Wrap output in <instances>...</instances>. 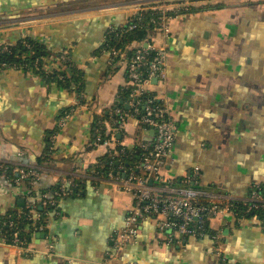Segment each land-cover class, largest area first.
I'll list each match as a JSON object with an SVG mask.
<instances>
[{
	"label": "crops",
	"instance_id": "1",
	"mask_svg": "<svg viewBox=\"0 0 264 264\" xmlns=\"http://www.w3.org/2000/svg\"><path fill=\"white\" fill-rule=\"evenodd\" d=\"M182 1L200 9L173 18L168 37L154 31L147 38L167 47V79L148 89L176 127L162 176L168 188L244 200L253 186L264 189V0ZM153 2L0 0V45L30 38L54 55L43 60L46 73L59 77L68 62L82 85L12 66L0 71V223L28 213L37 251L23 255L0 231V264H214L217 249L228 264H264L261 222L232 214L209 223L214 237L172 242L158 227L162 217L151 216L140 222L136 243L117 251L135 200L110 177L125 171L120 158L107 174L101 163L129 153L137 164L154 133L129 112L127 64H110L105 39ZM104 135L115 141L105 146ZM30 170L38 181L21 179Z\"/></svg>",
	"mask_w": 264,
	"mask_h": 264
},
{
	"label": "built area",
	"instance_id": "2",
	"mask_svg": "<svg viewBox=\"0 0 264 264\" xmlns=\"http://www.w3.org/2000/svg\"><path fill=\"white\" fill-rule=\"evenodd\" d=\"M189 6L182 0H154L152 4L144 6L145 8L133 15L120 31L124 32L126 28V32L137 29V24L133 18L141 12L149 10L158 14V17L153 20L156 25L155 32L168 37L170 22L173 19L169 13ZM112 32L114 31L108 32L106 39L110 37ZM3 50L11 52L6 45H4ZM106 52L109 55L111 65L117 66L121 62L127 64L128 83L133 87L127 103L129 112L132 116L137 117L141 125L154 133L152 141L141 143L142 154L135 167L125 170L122 174L110 173L111 179L116 181L119 189L131 193L135 200L133 208L127 214L125 228L115 237L117 251L120 252L127 245L136 243L140 222L151 216L162 217L157 222L158 227L169 234L170 242L180 237H203L205 225L227 214L237 216L236 211L239 205H244L247 212L254 213L251 219L261 222L264 229V223L258 214H255L264 209V194L262 192L253 190L244 200L211 199L205 198L201 192L194 188H168L165 184L162 169L174 146L176 127L164 102L156 95L148 99L143 98L146 94H151L148 87L152 85L154 80L164 84L167 79V47H157L147 40L142 43L134 42L126 50L112 49ZM152 53L155 55L150 58ZM43 60L42 62L45 64ZM63 60H66L65 57ZM45 67L47 68L46 65L43 68L45 69ZM143 70H146V73ZM59 77L62 78L61 75ZM72 115L73 112L66 113L62 117L59 124L61 128L65 127ZM119 115L120 123H124L127 116L123 115L121 111H119ZM107 137L104 135L99 139V142L109 146L110 141H115L113 136L108 137L109 139ZM115 158L112 157L113 160ZM40 177L41 174L36 170L21 172L22 180L36 182ZM62 193L64 195L69 194L66 190H62ZM5 225L12 230L11 236L4 238L7 245L18 248L26 256L37 252L31 249L30 243L20 237L21 230L14 222ZM0 231H2V227H0ZM49 255L52 254L49 253ZM214 264H227L225 256L219 249H217Z\"/></svg>",
	"mask_w": 264,
	"mask_h": 264
},
{
	"label": "trees",
	"instance_id": "3",
	"mask_svg": "<svg viewBox=\"0 0 264 264\" xmlns=\"http://www.w3.org/2000/svg\"><path fill=\"white\" fill-rule=\"evenodd\" d=\"M200 8L194 7L190 5L188 8H182L176 12H170L169 16L172 18H175L179 15H186V14H194L196 13ZM158 17V14L156 12L152 11H143L138 16H136L134 19V22L137 24V29L133 31H127V28L124 32H121L120 30L114 31L111 33L110 37H108L105 41V47L107 50L112 49H122L126 50L127 47H129L134 42H145L148 39L149 33L154 32L156 25L153 23V20ZM3 45H0V71L6 66H12L17 68H23L25 70H32L38 74H40L45 80L47 81H57L60 82V84H66L67 87L75 85L77 88L81 89V76L78 72L69 73V69L71 68L69 63H63L62 59L64 58L63 55H57L55 56V60L60 63L61 66H64V68H67L61 72L62 78L60 79L57 75V73L48 74L44 71L43 67L44 64L42 62L45 58H51L54 55H51L42 45H40L38 42L26 38L24 39V42H20L17 45L8 46L11 52L4 51ZM155 53H152L149 57L153 58ZM144 73H146V70H143ZM133 87L129 85L127 90L124 92L123 96L125 99H129V95L132 92ZM155 94H146L143 99H148L151 97H154ZM159 103V102H157ZM141 110V109H140ZM139 151V159L140 155L142 154L141 149H138ZM113 156H107L102 160L101 167L102 171L107 174L109 171L113 169H117L115 163L118 158H120V161L122 165L124 166L125 170H128L129 168L135 167L137 164H132L129 160L131 156L129 153L127 155H119L116 157L115 160L112 159ZM134 162V158L132 159ZM127 167V168H126ZM31 181L32 180H28ZM257 190L259 192H262L264 194V189L260 186H253L252 190ZM236 214L239 218H252L254 213L247 212V209L244 205H239V208H237ZM255 214H258L260 217V220L262 223H264V209L256 212ZM30 215L28 213L23 215H9L8 217H5L4 221H1L0 227H2V233L6 238H9L12 234V230L8 228L5 224L8 225L10 222H14L16 226L21 230L20 237L25 240L27 243H30V237H31V229L33 228L31 222V218L29 219ZM43 219V218H42ZM46 219V218H45ZM43 222L45 220L43 219ZM42 225V223H41ZM30 227L31 229H27V227ZM40 227V226H39ZM204 236L206 234L212 235L214 237L215 233L213 231H210L209 224L205 225L204 228ZM227 263V261H226ZM228 264V263H227Z\"/></svg>",
	"mask_w": 264,
	"mask_h": 264
},
{
	"label": "water",
	"instance_id": "4",
	"mask_svg": "<svg viewBox=\"0 0 264 264\" xmlns=\"http://www.w3.org/2000/svg\"><path fill=\"white\" fill-rule=\"evenodd\" d=\"M158 81L157 80H154V83H157Z\"/></svg>",
	"mask_w": 264,
	"mask_h": 264
}]
</instances>
